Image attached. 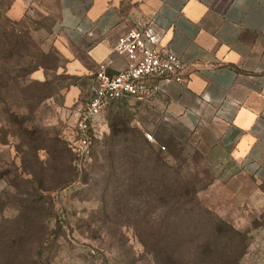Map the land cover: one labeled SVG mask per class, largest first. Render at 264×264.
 Here are the masks:
<instances>
[{"label":"rangeland","instance_id":"374dc122","mask_svg":"<svg viewBox=\"0 0 264 264\" xmlns=\"http://www.w3.org/2000/svg\"><path fill=\"white\" fill-rule=\"evenodd\" d=\"M11 6L0 0L2 74L15 77L0 90V264H264V179L218 182L194 132L157 98L106 112L110 129L77 169L89 95L69 105L66 93L86 81L65 73L53 18L15 19ZM30 64L43 68L24 76ZM115 125L127 129L120 140Z\"/></svg>","mask_w":264,"mask_h":264},{"label":"crops","instance_id":"0c3cea01","mask_svg":"<svg viewBox=\"0 0 264 264\" xmlns=\"http://www.w3.org/2000/svg\"><path fill=\"white\" fill-rule=\"evenodd\" d=\"M33 12L53 18L65 73L86 81L67 90L69 105L92 98L101 63L110 75L125 68L116 41L154 20L159 50L185 71L180 83L152 81L149 98L194 132L218 182L264 179V0H12L8 14Z\"/></svg>","mask_w":264,"mask_h":264},{"label":"built area","instance_id":"2783aa9c","mask_svg":"<svg viewBox=\"0 0 264 264\" xmlns=\"http://www.w3.org/2000/svg\"><path fill=\"white\" fill-rule=\"evenodd\" d=\"M162 32L157 31L154 20L142 29H134L115 43L114 53L126 59V66L115 75L108 73V65L101 63L95 74L97 88L92 98L79 112L73 143L76 167L82 171L88 161L94 141L107 132L108 107L126 97H147L160 89L156 80L166 83L183 82L185 65L171 53L159 50ZM152 140L151 135H147Z\"/></svg>","mask_w":264,"mask_h":264},{"label":"trees","instance_id":"16d2710c","mask_svg":"<svg viewBox=\"0 0 264 264\" xmlns=\"http://www.w3.org/2000/svg\"><path fill=\"white\" fill-rule=\"evenodd\" d=\"M1 63H0V90L1 89H6V88H8L9 87V81H14L15 80V77H10L8 80H6L5 78H4V75L2 74L3 72H4V70H6L5 68H6V66L4 65V62L3 61H0ZM3 63V64H2ZM41 68H43L41 65H36V66H32V64H30L29 65V67L28 68H26V69H23L22 70V72L23 73H25V74H23L24 76H27V75H29V74H33V73H36L39 69H41ZM17 78H20V76L18 75L17 77H16V79ZM150 96H147V97H126V98H123V99H121V100H119V101H116V102H114V103H112L109 107H108V109H107V112H109V110L112 108V107H114L115 105H121V104H123V103H125L126 101H128V100H130V99H144V98H149ZM107 118H108V115H107ZM108 121H109V118H108ZM125 127V126H124ZM109 129H110V121H109ZM112 129H113V137L114 138H117L118 140H120V138H121V136H123V135H125L126 134V131H127V129H125L124 130V128H118V126H113L112 127ZM77 138V131H76V129L74 130V135H73V141H72V145H71V149H72V152H73V154H74V151H73V143H74V141H75V139ZM98 142H100L99 140H96V141H94V143H93V145H92V150H91V155L93 154V146H94V144L95 143H98ZM134 144V143H133ZM134 146H135V144H134ZM111 147H114V145L112 144L111 145ZM136 147V146H135ZM152 154H155V152H152ZM109 156H113V154L111 153ZM74 157H75V154H74ZM151 157H152V155H151ZM152 158H154V160H157V161H162L163 160V158L161 159V156L159 155V154H155L154 155V157H152ZM75 159V158H74ZM186 205V204H185ZM219 223H221V224H224L225 225V223L222 221H220ZM232 230H234L233 228H232ZM236 234H239V233H236ZM51 240L52 239H49V237H47V238H45L44 237V239H43V243H42V247H41V251H39V256H40V258H42L43 257V255H44V250H45V247L51 242ZM148 243L150 244V245H152V239L149 237V239H148V241H147V243H144L145 245V249L147 248V250H148ZM39 258V257H38Z\"/></svg>","mask_w":264,"mask_h":264}]
</instances>
